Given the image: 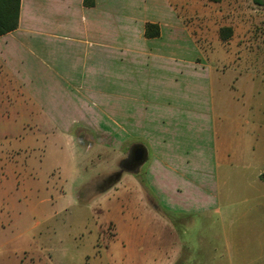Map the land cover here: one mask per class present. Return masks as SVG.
Returning <instances> with one entry per match:
<instances>
[{
	"label": "crops",
	"instance_id": "crops-1",
	"mask_svg": "<svg viewBox=\"0 0 264 264\" xmlns=\"http://www.w3.org/2000/svg\"><path fill=\"white\" fill-rule=\"evenodd\" d=\"M140 1L21 0L19 28L0 37V103L44 98L42 106L59 108L47 109L44 122L62 134L111 122L123 144H146V177L136 178L133 210L141 211L132 227L137 256L154 252L160 261L153 264H197L193 236L207 231L213 244L221 242L220 263L264 264V52L248 42L243 50L212 49L189 27L186 0H163L162 20H139ZM197 9L212 25V6ZM147 24L159 26L160 36L148 38ZM189 36L210 51L187 62ZM224 57L234 67L220 85ZM203 81L205 107L190 108L189 93ZM154 92L162 105L148 99ZM153 125L163 136L136 134ZM175 126L186 130L178 142Z\"/></svg>",
	"mask_w": 264,
	"mask_h": 264
},
{
	"label": "rangeland",
	"instance_id": "rangeland-1",
	"mask_svg": "<svg viewBox=\"0 0 264 264\" xmlns=\"http://www.w3.org/2000/svg\"><path fill=\"white\" fill-rule=\"evenodd\" d=\"M186 2L196 12L192 11L188 18L189 27L194 29L197 38L201 31L212 49L243 50V44L248 42L251 50L264 52V5L256 0ZM162 4L163 0H141L134 15L139 20H162L166 17ZM201 5L212 6L215 18L212 25L201 18L197 9ZM223 28L234 30V36L222 40ZM248 36V41H244ZM210 46L204 40L196 44L189 36L183 57L187 62L193 61L200 57L199 52L208 53ZM219 61L222 85L234 66L226 57ZM206 85L207 81H203L194 93H189L190 108L195 103L205 107ZM108 90L116 91L114 85H109ZM156 94L147 97L154 101ZM139 97L145 99L141 93ZM154 102L162 105V96ZM27 103L21 106L0 103V264H153L160 261L154 252L146 258L137 256L139 247L132 242V227L141 213L133 212L139 195L136 178L146 177L143 175L146 166L136 178L125 173L120 183L109 189L105 187L108 190L102 192L104 181L119 171L118 165L126 158L131 143L140 141L128 140L129 143L123 144V139L116 137L114 123L97 121L78 124L69 138L53 122H44L47 109L57 112L59 108L42 106L47 103L44 98L37 105ZM161 128L156 125L149 130L139 128L136 134L155 139V131L163 136ZM175 131L178 142L186 130L175 126ZM141 144L146 146L144 142ZM140 191V194L146 192ZM193 237L192 246L199 250L195 255L197 264H223L219 258V238L213 244L207 231ZM179 238L172 237L170 242L175 245L174 241ZM160 239L163 242V235ZM143 253L147 255V251Z\"/></svg>",
	"mask_w": 264,
	"mask_h": 264
},
{
	"label": "trees",
	"instance_id": "trees-1",
	"mask_svg": "<svg viewBox=\"0 0 264 264\" xmlns=\"http://www.w3.org/2000/svg\"><path fill=\"white\" fill-rule=\"evenodd\" d=\"M218 2L219 0H211ZM259 5H264V0H256ZM21 12V0H0V37L10 34L19 28ZM145 35L148 38L160 36V28L157 25L147 24ZM221 39L228 40L233 35L231 28H223L220 31Z\"/></svg>",
	"mask_w": 264,
	"mask_h": 264
},
{
	"label": "flooded vegetation",
	"instance_id": "flooded-vegetation-1",
	"mask_svg": "<svg viewBox=\"0 0 264 264\" xmlns=\"http://www.w3.org/2000/svg\"><path fill=\"white\" fill-rule=\"evenodd\" d=\"M148 160L149 151L147 147L140 142H132L131 146H129L126 158L121 160L118 165L119 171L104 181L102 192H106L109 188L119 183L125 173L132 174L136 178L139 171H142L147 165ZM105 187H108V189L105 190Z\"/></svg>",
	"mask_w": 264,
	"mask_h": 264
}]
</instances>
